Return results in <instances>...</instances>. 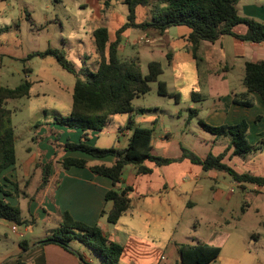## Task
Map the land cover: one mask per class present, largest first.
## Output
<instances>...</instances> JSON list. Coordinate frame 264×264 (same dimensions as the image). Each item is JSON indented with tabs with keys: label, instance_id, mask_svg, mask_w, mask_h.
Wrapping results in <instances>:
<instances>
[{
	"label": "rangeland",
	"instance_id": "1",
	"mask_svg": "<svg viewBox=\"0 0 264 264\" xmlns=\"http://www.w3.org/2000/svg\"><path fill=\"white\" fill-rule=\"evenodd\" d=\"M11 1L21 6V15L11 26L0 27V39H3L4 45L0 48L1 53L15 54L10 56L15 59H2L0 88L13 89L23 83L26 79L25 69H30L26 75L27 80L30 78L29 81L32 79L36 82L30 98L11 100L5 106L12 112L17 157L15 169L8 171L7 175L12 174V180H17L21 192L20 201L25 197L23 201L27 202L26 198L33 195L41 183L42 172L40 168L36 170L32 166L27 171L30 177L26 184L24 162L30 161L32 157L37 158L43 152V164H51V175L55 173L56 180L58 169H61L60 161L67 156L63 145L66 142L78 143L81 134L77 130L69 131L54 124L56 117L69 114L75 77L63 70L51 56L26 59L35 54L33 52L41 53L48 47L57 48L64 52L77 71L84 68L94 70L96 54L90 34L83 38V58L76 51L68 49L67 32H74V28L63 17V6L70 0ZM46 6L52 9L46 11ZM28 15H31V21ZM55 15H59L57 18L65 32L63 36ZM122 22L118 19L111 29H119ZM90 27L91 23L87 21L88 31ZM176 30L178 35L188 32L184 27ZM11 31H19L20 43L13 39L6 41V33ZM174 34L175 31H170L162 43L144 44L137 41L135 46H127L126 39H122L124 49L118 51L119 59L137 57L144 75L148 72V63L158 61L163 73L156 82L150 84L148 94L132 102L134 112L112 118L100 133L89 137L91 145L104 149L119 148L125 143V133L131 134L129 130L125 131V127L132 116L135 127L153 130L152 145L157 156L175 158V143L201 159L207 154L218 156L223 153L229 139L215 140L201 129L199 121L211 125L210 120H207L210 113L222 108L228 102V97L233 98L234 94L245 91L243 70L228 55L226 61L230 66H235L233 72L220 71V74H216L220 66L212 59L209 51L202 50L192 59L186 51L187 42L182 39L173 40ZM127 35L132 42L137 38V31H128ZM62 38L67 40L66 43ZM17 46L22 48L17 50ZM168 53L172 55L169 62L166 59ZM158 82L166 84L171 96L158 95ZM261 106L256 101L252 108L247 109L250 116L243 118L248 124L251 116L259 115L255 124L254 118L251 119L252 133L249 130L247 132L246 138L251 145H255L264 135V111H260ZM160 138L166 140L158 143ZM229 154L226 153L224 164L238 174L264 177L263 151L235 157ZM213 173L217 176L216 180L212 179L210 172L184 161L157 168L151 176L135 177L134 167L126 166L119 188L124 190L132 186L133 190L128 192L131 210L116 224H109L105 217H99L98 220V225L111 239L123 246L124 252L119 264H180L179 246L209 244L216 240L220 243V254L211 264H264V186L246 184L243 188L236 186L229 174ZM70 175L79 177L80 174L71 171ZM0 184H6L4 189L11 187L5 182ZM215 185L224 192L220 200L213 198L212 189ZM53 190L51 183L38 201L32 200L31 204L35 206V202L40 204L45 199L46 203L50 202ZM26 202L21 205V216L28 220ZM44 208L36 214L33 223L28 225L31 231L22 225L16 227L17 232H13L11 225L0 223V264H19L15 259L22 256L18 246L21 242L37 244L58 228V214L48 216ZM69 246L71 250L79 252L87 264H103L99 257L82 244L71 242Z\"/></svg>",
	"mask_w": 264,
	"mask_h": 264
},
{
	"label": "trees",
	"instance_id": "2",
	"mask_svg": "<svg viewBox=\"0 0 264 264\" xmlns=\"http://www.w3.org/2000/svg\"><path fill=\"white\" fill-rule=\"evenodd\" d=\"M238 2L239 0H123L128 10L127 21L115 32L114 39H111L112 36L106 28H98L91 35L96 54L94 70L84 68L77 71L67 60L64 52L58 49H47L26 59L51 56L63 70L75 77L70 112L66 117H56L54 124L81 133L78 143L66 142L63 145L64 152L79 153L93 159L113 158L111 166L97 165L90 168L92 173L110 180L112 184V189L104 195V202H110L111 209L108 212L104 210L101 212V216L105 215L109 224H116L130 209L127 194L131 188L127 187L124 190L118 188L123 170L128 165L135 167L136 175L144 176L152 173V169L145 166L146 162L152 163L154 167H163L188 160L191 164L201 166L205 172L227 173L239 184L264 186V177L249 173L238 174L223 163L229 149H232L233 156H243L256 151L264 152V135L255 145H251L246 138L248 124L245 121L217 127L199 121L201 129L212 135L215 140L229 139V147L223 153L218 156L207 154L204 159L198 158L185 148H182V156L178 159L152 154L153 130L135 127L131 119L125 127L131 131L125 148L104 149L89 143L90 134L100 133L113 117L133 113L132 102L148 94L151 90L150 84L156 82L163 73L162 65L158 61L149 62L148 72L144 75L138 58L123 60L118 58V47L126 30L155 29L163 33L169 28L185 27L189 30L187 41L194 58L202 42L213 44L224 36L252 43L264 42V24L242 18L237 11ZM138 6L149 9L150 21L135 23V9ZM240 24L247 26L246 34L242 36L233 32L234 27ZM166 59L168 62L171 61V54H166ZM29 72V69H25V81L15 88H0V175L7 170H14L17 161L11 122L12 112L5 106L11 100L30 98L33 82L27 80L26 75ZM242 83L245 91L233 95L234 104L252 107L254 105L252 94L258 95L264 104V62L246 63ZM157 93L163 97L171 96L164 82H158ZM60 164L63 170L72 167L83 169L88 166V161L84 158L66 156ZM50 166L49 163L37 166L41 169L42 181L35 194H39L46 187ZM11 177L13 178V175ZM2 182L8 183L11 187L4 189L7 187L6 184H0V220L14 227L31 225L32 220H25L21 216L19 207L21 192L17 180L4 178ZM71 242H78L88 248L103 261V264H119L124 251L123 246L112 241L98 225L89 226L78 222L67 212L61 214L58 228L39 245H57L77 256L82 264H87L79 252L71 250L69 246ZM18 246L22 254L28 249L24 241ZM219 254V247L206 244L178 248L180 264H211L216 261ZM18 263L25 264L21 261Z\"/></svg>",
	"mask_w": 264,
	"mask_h": 264
},
{
	"label": "crops",
	"instance_id": "3",
	"mask_svg": "<svg viewBox=\"0 0 264 264\" xmlns=\"http://www.w3.org/2000/svg\"><path fill=\"white\" fill-rule=\"evenodd\" d=\"M50 9H52V7L50 6H46L45 8L46 11ZM237 11H238V14L242 18L251 19V20L264 24V0H239L238 5H237ZM63 12H64L63 17H65V20L67 21V23H71L72 24L71 28H74V32H69V33L67 32V35H68L67 38H69V41H68L69 48L68 49L74 50V52L76 51L80 58L84 57V54H83V51H85L84 49L85 46H83L84 37H86L88 34H90L91 36L93 31H95L98 28H106L110 36H112L111 39L113 40L115 32L118 29H111V26L118 19L120 21L121 20L123 21L119 25V26H122L123 24L126 23L127 15H128V10H127L126 5L123 4V0H70V2L66 3L63 6ZM20 15H21V6H19L18 4L14 5V3H12L11 0H0V27L11 26L13 22H15L16 20H19ZM29 16H30L29 19L31 21L32 17L31 15H28V17ZM57 16L59 18V15H55L56 17L55 20L59 22L61 26L60 33L63 36L65 32H64L62 23L58 20ZM87 21L91 23L90 31L87 30ZM145 21H150V11L147 7L138 6L135 9V23L141 24V22L143 23ZM178 28L180 27L169 28L163 33H160L158 30H155V29H145V30L128 29L122 34L121 42H122V39L125 38L127 46H135L136 44H138L139 41L143 42L144 44L162 43L164 42V39L167 36H169L170 31H175V34L172 36L173 40L182 39L183 41L187 42L188 46H186V51L191 54L192 59H195L192 56V52L190 50V44L187 41L189 30L187 29L188 30L187 33L184 32V33H181L182 35H178V30H176ZM131 30L137 31V35H136L137 38L133 39L132 42L130 41V36L127 35V32ZM233 32L234 34L239 35V36L245 35L247 32V26L245 24H240L234 27ZM6 37H7L6 41L9 40L10 42L13 39L14 41L18 43L21 42L19 38L20 37L19 31L8 32L6 33ZM70 39H74V41H70ZM62 40L65 43L67 41V40H64V38H62ZM0 41H1L0 42V48H1L2 46H4L3 39H0ZM80 44H82V46ZM123 47L124 46H122L120 43L118 47V51L124 49ZM20 48H22V46L16 47L17 50ZM48 49H51V48L48 47ZM54 49H57V48H54ZM202 50L203 51L205 50V52L209 51L210 54H212V59L219 64L220 70L215 72L216 74H220V71L226 72V73L233 72L235 66H230L228 64V61H226L228 59V55L230 56V59H232L234 62L238 63L241 66L240 70H243V75H244V66L246 63L264 62V42L252 43L248 41H240L231 36H224L213 44H209V43L206 44V42H202L198 47L196 57L199 54V52H201ZM148 51L151 53L153 52V50H148ZM33 53H37V52H33ZM10 56H15V54H12L9 52L1 53V50H0V68L3 65L2 59L4 57L10 60L15 59L14 57H10ZM171 60H172V55H171ZM31 82H33V85H32V88H33L36 82L32 81V79H31ZM61 91L63 92V94L65 93L64 90H61ZM252 96L254 98V103L257 101L261 103V105L264 106V104L262 103L258 95L252 94ZM30 97H31V93H30ZM227 101L228 102H225L223 104L222 108H218L210 113V115L207 118V120H210V123H211L210 126H213V127H217L221 125L231 126V125L238 124L239 122H241V120L244 121L243 118H248L247 116H250V113L247 112L248 111L247 109L252 108L254 105L249 108L236 105L233 103L232 97L231 98L228 97ZM263 106L260 107L261 112L264 111ZM43 113L46 114L45 111ZM196 115H197V112H196ZM252 118H254V124H255L259 118V115L255 117L251 116L249 123H248L249 124L248 130L250 133H252V129H253V126H252L253 122L251 123ZM131 120H132V116H131ZM125 131H128V130H125ZM94 135L95 134L92 133L90 134L89 137L90 138L94 137ZM130 135L125 133L124 135L125 143H123V145H120L119 148H116V149L125 148L128 143V139ZM163 140H166V139L160 138L158 143L159 142L161 143V141ZM217 140H220V139H217ZM14 143H15V135H14ZM228 147H229V140H228V145L227 147H225V149H227ZM182 148H183L182 146H180L179 144L176 145L175 143V149H177L175 150V152L177 151V154L174 159H178L182 156ZM154 150H155L154 146L152 145V154L155 155ZM227 152L230 153L229 155L231 157L233 156L232 149H229V151ZM67 156L84 158L88 161V166L83 169L74 168V167L70 168L69 170H63L62 168L58 169L56 180L54 179L55 173L51 175V171H50V175H49L48 182L46 185V187H49L52 183V187H54L50 202L46 203V199H45L42 202H40V204L38 203L36 204L35 202V206L33 203L31 204V202H33L32 200L36 199L38 201V198L45 193L46 187L39 194L35 195V192H34L33 195L26 198L27 202L23 201L25 197L22 198L23 203H21L22 202L20 201L21 198H19L20 209H21V205H23L25 202H26L25 205L26 206L28 205L27 207V214L29 217L28 221L35 220L34 217L36 216L37 213L40 212L42 208H44V206L46 207V209L44 208L43 211L44 212L47 211L48 216L53 215V214H58V217H60L62 213L67 212L74 220L78 222H82L84 224H89V225H98L99 217L106 218L105 215L101 216V212L103 210L105 212H108L111 209L112 204L110 202L108 203L104 202V195L107 191L112 189V184L110 180L92 173L90 168L97 166V165L111 166L113 163V158L108 157L105 159H93V158H88L86 156H83L79 153H67ZM164 158H171V157H164ZM42 159H43V152H41V154L37 158L32 157L30 161L27 160L26 162H24L25 164L24 167H26L25 171L27 174L26 182L30 177L27 171H29V169L32 166H33V169H36V170L39 169V167L37 166L39 164H43L44 159L43 160ZM16 160H17V157H16ZM184 161L189 162L188 160H182V161L172 163L167 166L179 164ZM223 163H224V159H223ZM191 165H194V164H191ZM145 166L151 168L152 173L150 175H144V176H151L154 173L155 169L162 168V167H154V165L149 162H146ZM167 166H163V167H167ZM195 166H199V165H195ZM199 167L202 169L201 166ZM134 170H135V177H143V176L136 175L135 167H134ZM8 171H11V170H7L0 175V182H2L4 178H9L11 180L13 179L11 177L12 174L7 175ZM71 171H75L79 173L80 174L79 177L71 176L70 175ZM207 172H210L212 179L214 180L217 179L216 174L213 173L214 171H207ZM235 184L236 186H241L243 188L246 187L245 183L239 184L235 182ZM119 185H118V188H119ZM127 187L131 188V191L133 190L132 186H127ZM212 191H213L214 199L220 200L223 198L224 192L218 187V185H215ZM131 208H132V203L130 200V209L127 212H129ZM0 223L11 225L2 220H0ZM11 226L13 228L12 229L13 232H17V228L14 227L13 225ZM25 227L27 228V231H31V229H28V225H26ZM100 229L105 234H107L101 227ZM109 238L111 239L110 236ZM112 241L117 242L115 240H112ZM39 243L37 244L31 243L30 245H28L27 251L21 254L22 255L21 258L19 257L16 258L15 262L21 261L25 264H82L77 258V256L65 251L64 249L60 248L57 245H54V244L39 245ZM206 245L219 247L220 243H218V240H216Z\"/></svg>",
	"mask_w": 264,
	"mask_h": 264
}]
</instances>
